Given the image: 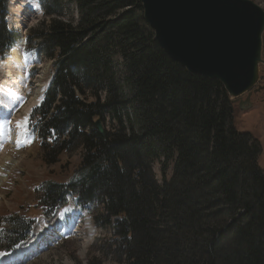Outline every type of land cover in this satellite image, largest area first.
<instances>
[{
  "label": "trees",
  "instance_id": "trees-1",
  "mask_svg": "<svg viewBox=\"0 0 264 264\" xmlns=\"http://www.w3.org/2000/svg\"><path fill=\"white\" fill-rule=\"evenodd\" d=\"M39 1L44 19L26 48L53 78L31 126L47 164L81 156L69 181L42 190L45 214L70 196L84 209L100 205L96 222L113 233L104 256L118 264H264L262 147L235 127L223 85L172 61L138 0ZM7 3L0 56L21 39L5 24ZM11 219L7 253L35 222Z\"/></svg>",
  "mask_w": 264,
  "mask_h": 264
},
{
  "label": "rangeland",
  "instance_id": "rangeland-1",
  "mask_svg": "<svg viewBox=\"0 0 264 264\" xmlns=\"http://www.w3.org/2000/svg\"><path fill=\"white\" fill-rule=\"evenodd\" d=\"M249 1L264 10V0ZM6 15V26L13 31L18 30L22 40L44 19L38 0H8ZM22 40L9 54L0 56V72L3 74V78L0 77V86L2 81L8 83L11 79L4 77L5 68L18 70L25 77L24 86L22 85L18 91V102L15 106H10L13 111L5 120L12 126V129L14 127L11 135L14 131L22 132L21 146L18 149L13 148L15 144L12 136L8 135L7 142H5L6 137H3L0 132V261L5 256L8 257L6 251L11 246L8 233L13 229L14 224L12 217L24 219L21 222L25 223L35 220L31 231L28 232L27 241L29 242L38 239L43 233L42 230L49 231L50 228L52 230L56 224L60 223L61 215L66 213L62 217L63 224L67 225L66 234L62 235L63 225H60L54 241L44 239L42 244L46 243V246L37 254L32 256L30 255L32 253H29L27 255L30 256L21 263L9 264H86L91 259L100 260L103 264H118L115 258L104 256L108 253L113 233L110 228H101L96 222L102 215L100 205L91 206L89 210L79 209L74 197L70 196L66 207L58 209L51 218L47 219L42 216L46 215V208L39 200L43 197V189L50 183L69 181L79 167L81 156L80 154L71 157L63 156L61 162L54 166L44 161L42 144L39 137L34 135L30 113L33 107L41 101L48 82L50 64L39 55L38 60L35 58L34 61L26 60L25 68L19 70L16 58L21 60L23 57L31 56L27 54ZM262 59L264 61V36ZM247 99L248 95H245L236 104L238 112L235 114L234 123L240 133L250 134L260 142L262 155L259 165L264 171V65L260 66V82L252 91L249 102ZM5 106V109L9 108L6 104ZM2 107L0 110L4 109V107L1 109ZM19 120L27 121L23 131L17 127ZM154 174L157 181L161 183L163 178L158 164L154 166ZM171 176L172 170L168 172L167 179ZM26 213H32V216L24 217ZM17 237L19 236H13L12 240ZM39 247L40 245L36 250ZM17 249L13 253L19 250ZM0 264L3 263L0 262Z\"/></svg>",
  "mask_w": 264,
  "mask_h": 264
},
{
  "label": "water",
  "instance_id": "water-1",
  "mask_svg": "<svg viewBox=\"0 0 264 264\" xmlns=\"http://www.w3.org/2000/svg\"><path fill=\"white\" fill-rule=\"evenodd\" d=\"M167 56L220 82L237 104L260 82L264 10L249 0H138ZM97 129L105 137L101 121Z\"/></svg>",
  "mask_w": 264,
  "mask_h": 264
},
{
  "label": "bare ground",
  "instance_id": "bare-ground-1",
  "mask_svg": "<svg viewBox=\"0 0 264 264\" xmlns=\"http://www.w3.org/2000/svg\"><path fill=\"white\" fill-rule=\"evenodd\" d=\"M10 5H11V3H10ZM28 54L31 56H29L27 58L23 57L21 60L16 58V61H18V64H19V66H18L19 70H20V68L21 69L25 68L26 60H33L34 61V58H35V60L38 59L36 52L35 53L31 52ZM3 71H4V77L5 78H11L8 83H4L1 80L2 82H1V86H0V107H2V106L4 107V109H3V107L1 108L3 110H0V130H1L0 132H1V135L3 134V137H6V139H5L6 141L5 140L4 141L7 142L8 135H11V133H9V132H11L13 129H12V126L8 124V121H5V120L9 117V114L11 113V111H13V109H11L10 106L13 107L18 102V91H19V89H21L23 83H25L23 80V79H25V77L22 76L18 70L14 71L12 68H9V69L5 68ZM0 75H1L0 77L3 78L2 72H0ZM5 104L7 106H9V108L5 109V107H6ZM26 114L27 113L25 112V116H26ZM1 120H3V121H1ZM19 122H21V120H19ZM11 136H12V140L14 141V144H15L13 146V148L18 149L23 142L22 132L14 131ZM50 230H51V228H50ZM42 232L43 233L39 235L38 239H36L35 241H29L25 246H22L24 248L20 247L17 252H15L14 254H12L9 257L2 258L0 262L3 264H9V263L16 262V261L22 262L23 259H21V257H23L24 255L29 256L27 254L33 253V251H35L36 248L39 246V240H41V239L44 240L45 237H47L48 233H50V232L52 233V230L51 231L42 230Z\"/></svg>",
  "mask_w": 264,
  "mask_h": 264
},
{
  "label": "snow or ice",
  "instance_id": "snow-or-ice-1",
  "mask_svg": "<svg viewBox=\"0 0 264 264\" xmlns=\"http://www.w3.org/2000/svg\"><path fill=\"white\" fill-rule=\"evenodd\" d=\"M26 123H27V121L18 122L17 127L23 131Z\"/></svg>",
  "mask_w": 264,
  "mask_h": 264
}]
</instances>
